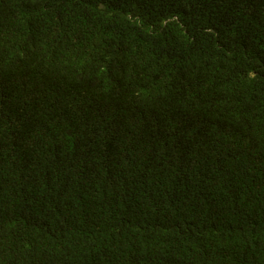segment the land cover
<instances>
[{
    "label": "trees",
    "instance_id": "1",
    "mask_svg": "<svg viewBox=\"0 0 264 264\" xmlns=\"http://www.w3.org/2000/svg\"><path fill=\"white\" fill-rule=\"evenodd\" d=\"M0 264H264V0H0Z\"/></svg>",
    "mask_w": 264,
    "mask_h": 264
}]
</instances>
